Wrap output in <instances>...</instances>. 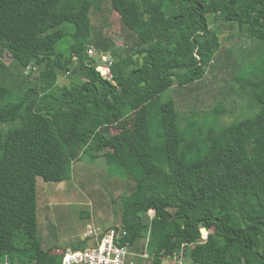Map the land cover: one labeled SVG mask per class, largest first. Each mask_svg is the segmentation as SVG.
Wrapping results in <instances>:
<instances>
[{
    "label": "trees",
    "instance_id": "trees-1",
    "mask_svg": "<svg viewBox=\"0 0 264 264\" xmlns=\"http://www.w3.org/2000/svg\"><path fill=\"white\" fill-rule=\"evenodd\" d=\"M108 1L136 44L93 33V0H0V54L12 56L14 77L0 58V264H61L67 249L52 253L40 238L37 178L68 181L74 163L99 156L129 182L118 199L125 239L136 250L149 239L135 264H162L183 244H196L189 264H264V53L235 77L254 114L225 124L219 102L181 117L163 97L200 81L217 57L207 15L263 44L264 0ZM91 48L113 57L111 81ZM61 75L70 85L58 87Z\"/></svg>",
    "mask_w": 264,
    "mask_h": 264
},
{
    "label": "rangeland",
    "instance_id": "rangeland-1",
    "mask_svg": "<svg viewBox=\"0 0 264 264\" xmlns=\"http://www.w3.org/2000/svg\"><path fill=\"white\" fill-rule=\"evenodd\" d=\"M90 16L94 34H103L118 47L136 44V36L123 26L108 0H93ZM213 17L207 15V21L221 39L217 57L206 67V73L200 81L183 87L175 84L163 97L174 100L181 117L192 114L199 117L200 113L211 110L222 102L226 110L223 122L227 124L256 109L250 96L240 92V84L235 77L244 66L264 53V43L247 36L235 23ZM62 27L73 28L67 24ZM71 43L70 37L63 38L56 50L67 56ZM89 56L93 60L98 59L97 56ZM0 58L10 66L9 76L13 80L12 56L8 52H1ZM26 71H32L30 81H34L38 74L36 68L29 67L24 70L25 73ZM70 82V76L61 75L57 85L68 86ZM110 135L117 138L119 128L112 127ZM37 187L41 206L40 238L43 247L52 249L51 252L55 254L61 252L58 249L60 247L68 250L73 244L83 241L82 237L89 227L103 231L120 225L121 206L118 199L130 190L126 179L109 175L105 159L101 156L94 159L85 157L74 163L72 178L68 181L53 183L37 178ZM149 213L152 214L153 211ZM92 242L93 240L88 241V246Z\"/></svg>",
    "mask_w": 264,
    "mask_h": 264
},
{
    "label": "built area",
    "instance_id": "built-area-1",
    "mask_svg": "<svg viewBox=\"0 0 264 264\" xmlns=\"http://www.w3.org/2000/svg\"><path fill=\"white\" fill-rule=\"evenodd\" d=\"M89 52L90 55L98 58H95L96 68H99L98 72L111 81L110 69L114 61L111 54L99 53L94 49ZM149 216L151 219L153 213L149 214ZM200 233L201 236L197 243L204 244L207 241L208 232L201 229ZM126 236L127 232L121 228V225L109 227L103 231L89 227L82 237L83 241H87V247L80 250H66L62 255L61 264H135L136 258L148 259L147 247L149 239L143 240L142 248L136 250L135 246L125 239ZM90 240H93V244L88 246V241ZM195 245L187 246L183 244L180 250L164 257L162 264H189L187 251Z\"/></svg>",
    "mask_w": 264,
    "mask_h": 264
},
{
    "label": "clouds",
    "instance_id": "clouds-1",
    "mask_svg": "<svg viewBox=\"0 0 264 264\" xmlns=\"http://www.w3.org/2000/svg\"><path fill=\"white\" fill-rule=\"evenodd\" d=\"M149 212H152V211H149ZM148 214H150V213H148ZM154 214V213H153Z\"/></svg>",
    "mask_w": 264,
    "mask_h": 264
},
{
    "label": "water",
    "instance_id": "water-1",
    "mask_svg": "<svg viewBox=\"0 0 264 264\" xmlns=\"http://www.w3.org/2000/svg\"><path fill=\"white\" fill-rule=\"evenodd\" d=\"M97 71H99V68H97Z\"/></svg>",
    "mask_w": 264,
    "mask_h": 264
}]
</instances>
